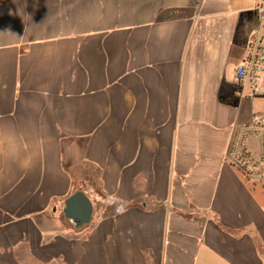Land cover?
I'll list each match as a JSON object with an SVG mask.
<instances>
[{"label":"crops","instance_id":"obj_1","mask_svg":"<svg viewBox=\"0 0 264 264\" xmlns=\"http://www.w3.org/2000/svg\"><path fill=\"white\" fill-rule=\"evenodd\" d=\"M257 25L254 0H0V264H264V186L228 156L260 149Z\"/></svg>","mask_w":264,"mask_h":264},{"label":"built area","instance_id":"obj_2","mask_svg":"<svg viewBox=\"0 0 264 264\" xmlns=\"http://www.w3.org/2000/svg\"><path fill=\"white\" fill-rule=\"evenodd\" d=\"M254 12L258 25L249 34L247 55L235 69L234 75L237 80L249 79L252 89L256 91L259 81L264 84V0H254ZM244 134L259 139V151L255 153L249 150L242 136L231 148L229 160L247 180L264 186V116H254L245 127Z\"/></svg>","mask_w":264,"mask_h":264},{"label":"water","instance_id":"obj_3","mask_svg":"<svg viewBox=\"0 0 264 264\" xmlns=\"http://www.w3.org/2000/svg\"><path fill=\"white\" fill-rule=\"evenodd\" d=\"M93 212V204L82 191H75L64 200L63 214L75 227L88 224Z\"/></svg>","mask_w":264,"mask_h":264},{"label":"rangeland","instance_id":"obj_4","mask_svg":"<svg viewBox=\"0 0 264 264\" xmlns=\"http://www.w3.org/2000/svg\"><path fill=\"white\" fill-rule=\"evenodd\" d=\"M256 116H264V111H257Z\"/></svg>","mask_w":264,"mask_h":264}]
</instances>
